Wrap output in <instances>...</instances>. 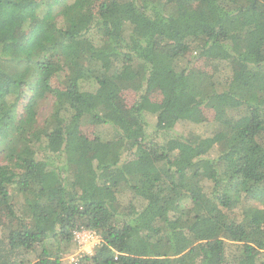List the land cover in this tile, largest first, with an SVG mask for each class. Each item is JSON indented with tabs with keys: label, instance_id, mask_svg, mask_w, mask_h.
<instances>
[{
	"label": "trees",
	"instance_id": "trees-1",
	"mask_svg": "<svg viewBox=\"0 0 264 264\" xmlns=\"http://www.w3.org/2000/svg\"><path fill=\"white\" fill-rule=\"evenodd\" d=\"M79 226L76 264H264V0H0V264Z\"/></svg>",
	"mask_w": 264,
	"mask_h": 264
},
{
	"label": "rangeland",
	"instance_id": "rangeland-1",
	"mask_svg": "<svg viewBox=\"0 0 264 264\" xmlns=\"http://www.w3.org/2000/svg\"><path fill=\"white\" fill-rule=\"evenodd\" d=\"M52 0H45V2H50ZM19 38H22L24 36L23 32L18 33ZM198 64H201V62H198ZM213 71V69L211 70ZM210 71V72H211ZM156 90H154L151 94L155 95L154 92ZM135 98V94L133 91H125L122 92L117 100V103L119 106L124 107L127 105H130L133 101V99ZM21 108V105L19 107V109ZM51 109V98H47L44 101L41 102L38 112H39V118L43 119L48 112ZM203 115L205 117V119H209L212 114L209 112V110H203ZM76 130L81 133L84 136L92 137V131H93V127L90 124H86V125H78V127L76 128ZM16 208L19 210L21 208L20 205H17ZM76 246L74 244V242L71 240L70 241V245L67 248L68 252L64 253L62 259L65 262L64 264H75L74 260H72V258L74 257L75 261H77V259L75 258V254H76ZM26 261L28 262V258H26Z\"/></svg>",
	"mask_w": 264,
	"mask_h": 264
},
{
	"label": "built area",
	"instance_id": "built-area-1",
	"mask_svg": "<svg viewBox=\"0 0 264 264\" xmlns=\"http://www.w3.org/2000/svg\"><path fill=\"white\" fill-rule=\"evenodd\" d=\"M72 239L76 245L75 258L78 260L83 254L91 253L93 247L100 243L99 234L91 228L80 226L72 232ZM76 264L74 257L72 258Z\"/></svg>",
	"mask_w": 264,
	"mask_h": 264
},
{
	"label": "clouds",
	"instance_id": "clouds-1",
	"mask_svg": "<svg viewBox=\"0 0 264 264\" xmlns=\"http://www.w3.org/2000/svg\"><path fill=\"white\" fill-rule=\"evenodd\" d=\"M80 227V226H79ZM78 228V227H77ZM73 232V231H72ZM72 241H73V239H72ZM75 244V243H74Z\"/></svg>",
	"mask_w": 264,
	"mask_h": 264
}]
</instances>
